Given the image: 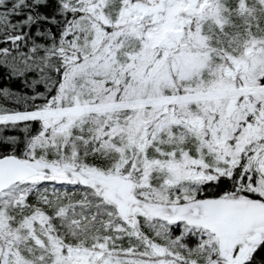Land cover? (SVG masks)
I'll use <instances>...</instances> for the list:
<instances>
[{
    "label": "snow or ice",
    "instance_id": "obj_1",
    "mask_svg": "<svg viewBox=\"0 0 264 264\" xmlns=\"http://www.w3.org/2000/svg\"><path fill=\"white\" fill-rule=\"evenodd\" d=\"M0 264H264V0H0Z\"/></svg>",
    "mask_w": 264,
    "mask_h": 264
}]
</instances>
